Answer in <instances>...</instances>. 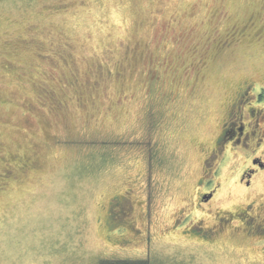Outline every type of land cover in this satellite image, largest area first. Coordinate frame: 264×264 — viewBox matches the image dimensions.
<instances>
[{"label":"rangeland","instance_id":"rangeland-1","mask_svg":"<svg viewBox=\"0 0 264 264\" xmlns=\"http://www.w3.org/2000/svg\"><path fill=\"white\" fill-rule=\"evenodd\" d=\"M262 85L264 0H0V264H264V172L209 160Z\"/></svg>","mask_w":264,"mask_h":264},{"label":"flooded vegetation","instance_id":"flooded-vegetation-1","mask_svg":"<svg viewBox=\"0 0 264 264\" xmlns=\"http://www.w3.org/2000/svg\"><path fill=\"white\" fill-rule=\"evenodd\" d=\"M249 87H250L249 85L245 87L240 97H238L237 99L238 102L241 100V96H243L245 91L249 93ZM261 89L262 92H264V85L261 86ZM259 94L260 96H262L261 92H259ZM260 96L258 97L260 98ZM256 106L257 108H259L258 105ZM261 113H263V111L261 112L260 109V111H258V117H256L254 122H252L251 120H249L248 122L247 116L244 117L243 114L239 115L238 127L234 126L236 125V123L234 120H231L233 115L229 113L227 123L223 125L224 129L222 133L218 137L214 147H211L210 158H209V160L210 159L213 160L210 163L211 166H214L216 164V161H214V159L220 160L223 157H225L226 154H228L229 152H233V150L235 152L236 151L235 148H238L237 145H242L245 148V150H247V153L251 154V156L249 158L250 163L241 171L239 175L240 176L239 186L241 187L242 190H244L243 193L244 195L252 196L255 199L256 198L261 199V195H258L262 190L260 189L261 183L257 182L256 178H258L264 172V146L261 147V144L264 145V128L262 126L264 124L261 125V122L264 121V119L261 120V116L264 113L263 114ZM234 116L237 117V115ZM230 123H232V125H230ZM209 185L211 186V183ZM218 185H213L212 188L200 192L199 199L196 203L199 205L208 206L209 207V210H207L209 211L208 215L209 214L212 215V211H214V208L216 207L214 206L215 203H213V200L215 199L216 194L218 193V192L216 193ZM113 200H114L113 207H115L114 209L116 210V212H114V214L110 213L108 217L114 218L115 220L114 226H122L124 222H129L128 220L125 219V216L128 215L129 213H126L124 210H122V207L123 205H128L130 199L125 195V196L115 197ZM240 208L241 209L239 214L241 215L242 221L245 223L244 225L245 228L247 229V234L249 235L253 234L252 236H255L260 239H264V220L261 218V214L264 212V203H262V200L261 202L257 201L256 206L252 201H249L245 205V207L241 206ZM253 210H256V215H253L251 213ZM232 215L235 216V213H233ZM118 216H122L123 220L117 221L116 217ZM198 227L200 229H203L202 226H197L196 228ZM193 232L199 233L200 231L199 230L196 231V229L194 228ZM205 236L206 235H202V238H205Z\"/></svg>","mask_w":264,"mask_h":264},{"label":"trees","instance_id":"trees-1","mask_svg":"<svg viewBox=\"0 0 264 264\" xmlns=\"http://www.w3.org/2000/svg\"><path fill=\"white\" fill-rule=\"evenodd\" d=\"M101 264H118V263L116 261L110 260L107 262H102ZM123 264H150V263L148 261L139 260V261H129V262L125 261V263H123Z\"/></svg>","mask_w":264,"mask_h":264}]
</instances>
